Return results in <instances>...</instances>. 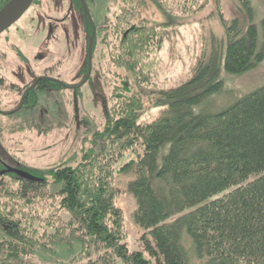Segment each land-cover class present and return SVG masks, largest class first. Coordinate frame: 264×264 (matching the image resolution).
<instances>
[{"label": "trees", "instance_id": "16d2710c", "mask_svg": "<svg viewBox=\"0 0 264 264\" xmlns=\"http://www.w3.org/2000/svg\"><path fill=\"white\" fill-rule=\"evenodd\" d=\"M8 1L0 0V10ZM236 1L251 13L249 0ZM115 2L101 39L108 46L106 56L98 58L123 81L112 88L105 121L94 133L99 152L84 154L75 166L51 170L52 183L60 187L54 193L47 176L40 175L42 181L0 177V264H36L30 260L35 243L72 239L83 242L74 258L46 264H147L140 251L128 250L116 205L120 190L113 184L114 164L127 151L137 156L122 168L135 175L129 182L136 200L133 217L149 233L143 239L158 264H264V84L219 110L199 107L224 88L219 69L235 77L262 61L264 43L259 45L257 29L221 17L224 43L209 59L196 61L186 80L148 89L146 96L163 33L160 24L142 16L148 0ZM155 2L171 7L174 0ZM206 2L174 4L193 14ZM85 24L90 34L86 15ZM152 108L158 109L156 116L142 121ZM57 209L73 212L62 220Z\"/></svg>", "mask_w": 264, "mask_h": 264}, {"label": "rangeland", "instance_id": "374dc122", "mask_svg": "<svg viewBox=\"0 0 264 264\" xmlns=\"http://www.w3.org/2000/svg\"><path fill=\"white\" fill-rule=\"evenodd\" d=\"M85 1L91 24L95 28L94 40L97 41L94 55L91 57L94 66L92 68L91 61V73L85 81L87 72L83 69L87 62V37L91 35L86 32L85 12L80 1L33 0L26 12L34 16L30 23L32 26H25L30 25L28 22L23 25L26 29L32 27L33 32L31 36L24 37V30L20 35L21 50L25 56L30 57L26 64L15 61V53L8 54L10 50L5 48L7 45L0 44V50L3 51L4 47L7 52L3 56L0 54V60L5 61L7 73L41 70L52 65L60 79L70 86L62 87L58 92L42 98L37 105L35 121L32 123L0 130V145L4 152L25 165L39 168L40 175L47 176V187L51 193L60 188L59 183H52L51 170L75 166L84 154L99 152L100 145L95 142L94 133L105 121L104 114L111 101L109 96L112 88L119 86L123 81L120 75L113 73L117 70L108 61L98 58L101 54L106 56L108 46L107 43L101 44V39L108 29L105 30L103 27L112 20L117 2ZM176 2L178 0H174L169 7L164 4L159 6L155 0H148L147 6L142 9V16L150 24H160L164 38L162 47L156 53L158 68L154 84L144 87L146 96L149 90L174 86L186 80L196 61L209 59L212 52L222 42L224 43L225 29L221 17L227 21L237 18L242 24H254L259 45L264 43V0H249L252 6L251 13L236 0H220L219 6L216 0H207L204 8L193 14L180 11L174 4ZM111 38L112 36H108L109 40ZM97 61L100 62L97 64ZM119 72L125 74L123 69H119ZM219 76L223 80L224 88L221 92L203 99L199 107L203 106L210 111L219 110L237 97L264 84V58L256 68L239 76L233 77L223 68L219 69ZM52 104L57 106V119H52L48 113L53 107ZM41 109H45L47 113L41 115ZM157 110L148 109L141 116V120L153 119ZM136 157L135 151H127L114 164L113 184L120 190L116 205L122 212L128 250L140 251L148 261L147 264H158L156 256L146 247L143 239L144 234L149 239V233L133 217L136 200L129 189V182L134 179V172L122 170L125 163L134 161ZM230 188L217 192L202 203L217 198ZM56 211L62 220H68L73 212L70 209ZM34 222L38 226V222ZM82 243L78 239H72L69 243H50L46 246L37 242L30 260L36 264L58 261L68 263L80 252Z\"/></svg>", "mask_w": 264, "mask_h": 264}, {"label": "flooded vegetation", "instance_id": "af4514ba", "mask_svg": "<svg viewBox=\"0 0 264 264\" xmlns=\"http://www.w3.org/2000/svg\"><path fill=\"white\" fill-rule=\"evenodd\" d=\"M28 9L24 11L17 21L13 22L12 25L0 33V44L7 45L5 48H9L10 50L8 54H11V52H13V54L15 53V61L24 64L27 63L26 60H29L30 57L27 55L25 56L21 50L20 42L22 39L20 35L24 30V37L31 36L33 32L32 27L27 29L24 28L25 26H32L30 23L34 17L33 15L26 14ZM36 9L39 10V8ZM26 22L30 25H25ZM92 33L93 30L91 29L90 35ZM5 48L3 47V51L0 50L1 56L7 54ZM5 67V61L0 60V130L8 127L17 128V126H25L32 123V121H35L34 114L42 98L58 92L62 87H70L66 82L60 79L59 74L54 70L52 65H50V67H44L41 70H27L23 73L17 71L7 73ZM87 73L84 77V81L90 76V74L87 76ZM52 106L51 110H48V113L52 119H57V106L54 104H52ZM45 113H47V111L41 109V115ZM48 119L47 117L46 120ZM4 151L5 150H3L0 145V154H2L0 155V172H2L0 177L12 175L20 179L21 177L17 176L15 171L22 170L30 175L37 176L39 179L36 181H42L44 179V177L40 176L39 168L25 165L17 160V158L10 156Z\"/></svg>", "mask_w": 264, "mask_h": 264}, {"label": "water", "instance_id": "95a60500", "mask_svg": "<svg viewBox=\"0 0 264 264\" xmlns=\"http://www.w3.org/2000/svg\"><path fill=\"white\" fill-rule=\"evenodd\" d=\"M81 1L83 11L85 12L86 17L88 18L89 22L91 23V17L90 13L88 12L86 1L85 0H79ZM33 0H10L4 7L0 10V33L8 28L10 25L13 24V22L17 21L24 11L29 8V6L32 4ZM94 28V27H93ZM94 32L95 28L93 29L92 36L88 40V50H87V58H88V73L87 76L91 73V61H92V44L94 41ZM86 76V77H87ZM86 79V78H85ZM17 173V176L27 179V180H38L39 178L37 176H33L28 174L25 171L19 170L15 171ZM2 172H0V175Z\"/></svg>", "mask_w": 264, "mask_h": 264}, {"label": "bare ground", "instance_id": "6f19581e", "mask_svg": "<svg viewBox=\"0 0 264 264\" xmlns=\"http://www.w3.org/2000/svg\"><path fill=\"white\" fill-rule=\"evenodd\" d=\"M4 31V30H3Z\"/></svg>", "mask_w": 264, "mask_h": 264}]
</instances>
